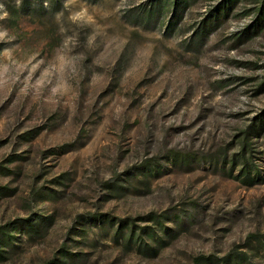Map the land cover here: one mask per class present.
Instances as JSON below:
<instances>
[{
  "label": "rangeland",
  "instance_id": "374dc122",
  "mask_svg": "<svg viewBox=\"0 0 264 264\" xmlns=\"http://www.w3.org/2000/svg\"><path fill=\"white\" fill-rule=\"evenodd\" d=\"M263 115L264 0H0V264H264Z\"/></svg>",
  "mask_w": 264,
  "mask_h": 264
},
{
  "label": "trees",
  "instance_id": "16d2710c",
  "mask_svg": "<svg viewBox=\"0 0 264 264\" xmlns=\"http://www.w3.org/2000/svg\"><path fill=\"white\" fill-rule=\"evenodd\" d=\"M20 12L23 13V14H26L24 8H22ZM33 13H36V11L33 12ZM260 121H261V125L263 126V124H264V115L260 118Z\"/></svg>",
  "mask_w": 264,
  "mask_h": 264
}]
</instances>
